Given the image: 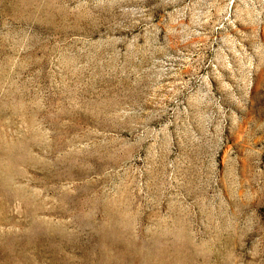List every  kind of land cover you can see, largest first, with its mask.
<instances>
[{"label":"rangeland","instance_id":"rangeland-1","mask_svg":"<svg viewBox=\"0 0 264 264\" xmlns=\"http://www.w3.org/2000/svg\"><path fill=\"white\" fill-rule=\"evenodd\" d=\"M0 264H264V0H0Z\"/></svg>","mask_w":264,"mask_h":264}]
</instances>
